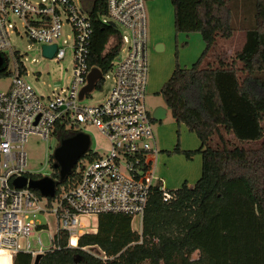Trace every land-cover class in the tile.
Listing matches in <instances>:
<instances>
[{
  "label": "trees",
  "instance_id": "16d2710c",
  "mask_svg": "<svg viewBox=\"0 0 264 264\" xmlns=\"http://www.w3.org/2000/svg\"><path fill=\"white\" fill-rule=\"evenodd\" d=\"M250 1L254 6L247 11ZM80 2L88 7L93 32L89 63L102 74L96 86L101 89L119 56L122 33L102 22L106 0ZM170 3L175 33L198 34L205 48L190 68L176 67L160 90L171 117L200 142L196 151H182L177 144L168 154L186 159L199 154L200 178L193 186L184 183L168 191L173 195L170 202L163 201L157 184L144 213L141 237L131 229L129 217L102 215L95 233L80 235L75 248H68L67 235L61 234L58 247L46 251L38 264H264V0ZM236 31L245 38L235 56L240 68L229 64L225 53L218 68H204L218 39L229 40ZM8 76L6 69L0 71V79ZM80 132L63 127L53 138L59 146ZM226 135L260 144L253 150L234 149ZM84 158L96 156L86 154L80 160ZM76 170L77 165L61 181L54 169L56 192L76 184ZM195 254L198 257L192 259ZM3 262L9 264L0 258ZM12 264H32V258L20 253Z\"/></svg>",
  "mask_w": 264,
  "mask_h": 264
},
{
  "label": "built area",
  "instance_id": "2783aa9c",
  "mask_svg": "<svg viewBox=\"0 0 264 264\" xmlns=\"http://www.w3.org/2000/svg\"><path fill=\"white\" fill-rule=\"evenodd\" d=\"M145 2L106 0L107 14L102 22L112 23L126 35H121L119 56L112 71L104 77L105 81L110 75L112 81L106 100L85 106L82 101L96 89L99 80L91 92L79 98L88 85L89 74L97 69L89 63L93 32L80 0H0L1 59L6 52L17 53L11 44L12 37L19 38L13 22L16 18L30 44L40 45L41 49L55 46L52 58L57 61L64 59L68 49L66 42L60 43L66 24L71 32L73 60L70 85L52 98L39 96L23 80V65L17 66L8 89L0 92V249L10 256L12 263L22 253L30 255L33 264L46 251L58 247L61 234L67 235L68 248H75L80 235L95 230L82 232L79 217L126 216L131 219V228L132 222L138 221L136 233L141 237L153 188L160 184L158 189L164 202L173 199L155 175L159 151L153 121L145 106L148 75ZM81 126L95 127L107 139L109 151L103 157L79 160L76 164L79 178L73 187H61L52 198L42 197L27 185L14 187L16 178L31 180L28 175H33L26 171L28 157L23 148L30 137L47 140L63 127L80 131ZM52 217L56 229L51 234L48 222ZM44 233L48 246L41 241ZM141 242L142 238L137 244Z\"/></svg>",
  "mask_w": 264,
  "mask_h": 264
},
{
  "label": "rangeland",
  "instance_id": "374dc122",
  "mask_svg": "<svg viewBox=\"0 0 264 264\" xmlns=\"http://www.w3.org/2000/svg\"><path fill=\"white\" fill-rule=\"evenodd\" d=\"M253 6V1L248 2L246 4L247 11H250ZM145 8L147 13L148 59L145 106L150 117L156 108L161 107L166 110V115L161 122H153L156 148L159 151L155 175L161 180L167 191H175L181 188L186 179L188 185H194L198 181L201 176V158L199 154H193L190 159H186L181 154H168V152H172L177 144H179L182 151H196L200 147V142L194 133L187 130L185 125H178L171 117L164 106L160 90L176 67L184 69L195 64L205 46L198 34L175 33L170 0H149L145 2ZM84 9L87 12L88 7H84ZM13 22L17 28L16 32L19 38L12 37L11 44L17 53L12 55L6 52L1 55L3 59L2 70L6 69L10 76L0 79V92L8 89L12 78L17 73V66L22 65L25 71L21 74V77L39 96L52 98L53 94L59 93L61 89L68 88L73 79L72 39L69 27L64 24L60 39L61 44L63 41L66 42L68 49L64 59L57 61L54 58L44 57L40 45L28 42L22 23L16 18H13ZM122 34L126 35V32L122 31ZM187 37L190 38V42L186 41ZM193 37H197L199 41L197 42ZM244 39V33L241 31H236L229 40L218 39L215 52L204 60L202 66L204 68H218L220 58L225 53L227 62L240 68L241 64L236 62L235 56L241 50ZM156 43L160 47L159 49L154 48V51H152ZM153 52L155 55H153ZM240 76L243 77L242 74ZM111 87L112 81L109 75L108 78H105L102 88L95 89L81 104L85 106L102 104L106 100ZM80 131L89 138L87 154L103 157L108 153L109 143L95 127L81 126ZM226 138L229 139V145L233 146L234 149L253 150L260 144L258 142H240L227 135ZM214 139L215 144L213 146L215 147L218 140L217 138ZM57 147L58 142L53 137L47 140L36 136L30 137L28 142L23 145L28 157L26 171L41 178H52L54 173V158L52 159V156ZM56 182L59 181L56 180ZM78 221L83 225L81 227L82 232H88L97 227L98 217H79ZM48 223L49 233L52 234L56 229L55 218L52 217ZM137 227L138 221L134 220L131 229L136 232ZM41 241L43 246L49 245L47 234L41 235ZM88 251L93 254L97 253L95 249ZM197 257L198 254H195L192 259ZM0 258H4L9 262V256L6 253L0 252ZM0 264H5V262Z\"/></svg>",
  "mask_w": 264,
  "mask_h": 264
},
{
  "label": "water",
  "instance_id": "95a60500",
  "mask_svg": "<svg viewBox=\"0 0 264 264\" xmlns=\"http://www.w3.org/2000/svg\"><path fill=\"white\" fill-rule=\"evenodd\" d=\"M109 25L114 26L112 23ZM55 46L42 47V54L44 57L51 59L55 52ZM3 61L0 57V71H2ZM101 79V72L98 69H93L88 76V85L80 92L81 99L85 93L93 90L95 83ZM166 115L164 108H156L151 114L153 122H161ZM89 148V138L83 133H79L72 138L62 141L53 153L54 169L59 170L60 180L63 181L72 171L82 156L86 154ZM16 188L28 186L30 189L39 192L42 197L52 198L56 191V184L49 177H44L38 180H27L25 177L16 178L13 181ZM39 257L35 259L33 264H38Z\"/></svg>",
  "mask_w": 264,
  "mask_h": 264
},
{
  "label": "crops",
  "instance_id": "0c3cea01",
  "mask_svg": "<svg viewBox=\"0 0 264 264\" xmlns=\"http://www.w3.org/2000/svg\"><path fill=\"white\" fill-rule=\"evenodd\" d=\"M193 38H194V40H196L197 42L199 41V39H197V37H193ZM186 41H187V42H190V38L187 37V38H186ZM161 46H162V45H161ZM159 47H160V46H159L157 43L154 44L152 51H154V48L159 49ZM200 47H202V45H200ZM153 55H155L154 52H153ZM195 55H196V53H195ZM185 181H186V182H184V183H187V182H188L187 179H186ZM189 186H193V184H190ZM95 232H96V230H94V231H92V232H90V233H95ZM8 263H9V264H12L11 260H9Z\"/></svg>",
  "mask_w": 264,
  "mask_h": 264
},
{
  "label": "bare ground",
  "instance_id": "6f19581e",
  "mask_svg": "<svg viewBox=\"0 0 264 264\" xmlns=\"http://www.w3.org/2000/svg\"><path fill=\"white\" fill-rule=\"evenodd\" d=\"M0 252H1V253H6V252L3 251L2 249H0ZM6 255H8V254L6 253ZM8 256H9V255H8ZM9 260H11L10 256H9Z\"/></svg>",
  "mask_w": 264,
  "mask_h": 264
}]
</instances>
